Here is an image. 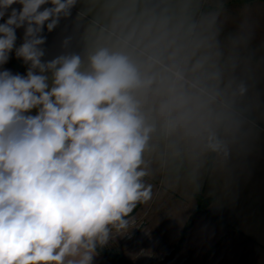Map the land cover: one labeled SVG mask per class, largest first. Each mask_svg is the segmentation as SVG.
<instances>
[{
	"label": "clouds",
	"instance_id": "9594fccd",
	"mask_svg": "<svg viewBox=\"0 0 264 264\" xmlns=\"http://www.w3.org/2000/svg\"><path fill=\"white\" fill-rule=\"evenodd\" d=\"M76 3L0 0V66L13 50L28 66L26 75L0 70V264H92L97 246L151 199L145 155L158 129L211 127L221 74L190 78L209 57L189 65L165 13L125 32L130 18L117 12L86 68L79 54L44 61L45 26L52 32ZM207 147H221L211 132Z\"/></svg>",
	"mask_w": 264,
	"mask_h": 264
},
{
	"label": "crops",
	"instance_id": "0c3cea01",
	"mask_svg": "<svg viewBox=\"0 0 264 264\" xmlns=\"http://www.w3.org/2000/svg\"><path fill=\"white\" fill-rule=\"evenodd\" d=\"M77 1H81V10L74 6L71 15L62 17L52 32L45 26L44 61L84 49L82 60L86 68L88 53L111 33L117 12H123L124 19L130 18L125 32L139 21L145 24L153 15L165 13L171 17L170 27H180L178 43L190 57L189 65L209 57L205 68L190 73V78L211 77L220 72L219 95L211 105L208 121L210 128L188 135H168L158 129L153 136V150L145 155L149 162L147 184L152 185L147 227L154 239L173 249L201 197L208 200L207 207L196 213L179 255L192 256L195 264H264V36L252 34L251 27H258L256 32L263 28V3L242 1L243 30L235 28L232 19L229 25L227 15H222V27L243 34L242 39L209 41L202 37L188 39L194 29L198 30V37L201 35L202 27L196 21L204 14L203 0H162L161 8L153 0H146L145 7L140 6L142 0ZM224 1L228 0H221L222 5ZM253 2L257 8L248 9L247 3ZM50 6L43 5L41 10ZM11 7L20 9L22 5ZM222 7L205 10L217 14ZM95 16L103 18V22ZM6 19L7 14L0 23ZM16 35L19 47L24 28L17 29ZM6 64L24 65L14 50ZM48 75L51 84V74ZM208 83L215 81L209 79ZM241 85L246 88L243 95L239 91ZM210 132L221 145L216 151L207 147ZM92 264L113 263L96 250Z\"/></svg>",
	"mask_w": 264,
	"mask_h": 264
},
{
	"label": "rangeland",
	"instance_id": "374dc122",
	"mask_svg": "<svg viewBox=\"0 0 264 264\" xmlns=\"http://www.w3.org/2000/svg\"><path fill=\"white\" fill-rule=\"evenodd\" d=\"M142 1L143 2L140 6H147V1ZM242 1L243 0H228L224 1L225 4L222 5L221 0H203L204 14L201 16V20L196 21L197 23H199V26L202 27L200 29L201 31L199 32V34L201 33V35L198 37V32H196L198 30L194 31V29L191 32L193 35H188V39L198 40V38L200 37L209 41H217L218 39H229L231 41L242 39L243 34H238L235 30L232 31L231 29H225L222 27L223 23H221V18L224 17L222 15H227L226 18L229 20V25H231V21L233 20L235 28L241 30L244 29V26L242 24V19L244 17V4H242ZM78 2L79 1H77L75 6H77V8L81 10V1L80 4ZM258 2L263 3L262 9H264V0H258ZM153 3L155 5H159L158 7L161 8L162 0H153ZM151 5L153 4L151 3ZM155 5L154 7H157ZM246 6L248 9L249 7L257 8L254 7V2L250 5L247 3ZM211 7H222V9H220L221 11H219V13L217 14L216 12L214 14H211L213 12H206V10L209 11ZM226 11H228V13H226ZM93 18H96L99 22H103L104 20L103 18L100 19V17L97 16ZM261 19L264 20V14ZM134 25H140L142 27L144 24H141L139 21L138 24ZM251 27L253 28V30L255 29L254 31L252 30V34L258 33L261 36H264V23L263 28L257 32L256 30H258V27H253V25H251ZM239 33L242 32L240 31ZM149 39L150 37L145 38L144 43H147ZM83 50L84 49H76L74 51V54H79L83 58ZM27 67L28 66L25 64H4L0 66V68L2 69L11 70L13 74L19 73L21 75H26ZM30 114L36 115L37 110L33 109ZM147 181L148 177L146 176L144 177L145 184H147ZM147 212V202L137 204L133 212L130 213L126 218L128 220L127 229L120 232H117L115 229H113L108 242L103 246L98 245L96 250L113 264L121 259L130 264H195L192 256L179 255L181 248L174 251L175 248H177L179 242L173 249H169L162 243V241L154 239L153 235L147 227Z\"/></svg>",
	"mask_w": 264,
	"mask_h": 264
},
{
	"label": "trees",
	"instance_id": "16d2710c",
	"mask_svg": "<svg viewBox=\"0 0 264 264\" xmlns=\"http://www.w3.org/2000/svg\"><path fill=\"white\" fill-rule=\"evenodd\" d=\"M43 48L45 50V44L43 45ZM207 203H208V200H203L201 197H198V206H197L196 210L193 212V214L191 215V217H190L189 221L187 222V224L185 225V228H184V230L182 232L179 244H178L177 248H175L174 251H176V250L181 248V246L183 245V243L185 241L187 232H188L189 228L192 226V223L194 221L196 213L199 210L206 208L207 207ZM115 264H130V263H127L126 261L121 259V260L117 261Z\"/></svg>",
	"mask_w": 264,
	"mask_h": 264
}]
</instances>
